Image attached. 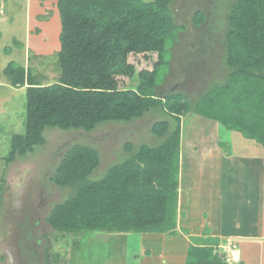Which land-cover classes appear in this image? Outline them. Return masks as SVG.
Masks as SVG:
<instances>
[{"label": "trees", "instance_id": "16d2710c", "mask_svg": "<svg viewBox=\"0 0 264 264\" xmlns=\"http://www.w3.org/2000/svg\"><path fill=\"white\" fill-rule=\"evenodd\" d=\"M174 1L57 0V80L40 84L13 61L3 68L11 86L25 89L24 132L11 137L8 161L44 145L47 128L91 132L105 122L140 119L151 109L168 117L150 125L160 143H125V158L98 176V149L69 145L48 177L67 190L44 218L49 228L67 234L176 233L182 119L188 113L258 140L264 158V0H230L221 60L228 83L207 88L194 101L156 91L164 65L167 70L169 44L185 28L173 17ZM204 20L197 10L194 25ZM184 264L232 263L211 246L191 245Z\"/></svg>", "mask_w": 264, "mask_h": 264}, {"label": "rangeland", "instance_id": "374dc122", "mask_svg": "<svg viewBox=\"0 0 264 264\" xmlns=\"http://www.w3.org/2000/svg\"><path fill=\"white\" fill-rule=\"evenodd\" d=\"M23 2L24 6L17 13L11 12L12 24L0 23V78L7 80L6 76H2V70L8 62L13 61L29 69L40 84L52 83L59 76V15L57 17L53 13L50 17L48 14L49 10L54 12L52 4L55 0H46L44 6L42 2L39 4L30 0L31 8L29 0ZM229 2H173V17L185 28L169 44L167 70L164 65L161 70L163 77L156 89L159 96L179 92L194 101L201 98L207 88L215 89L228 83V74L221 60ZM23 7L29 9L25 11ZM44 10L46 13H43ZM197 10H202L206 16V20L198 26L193 23ZM11 87H0V264H183L184 258L173 256L186 249L182 230L164 236L106 231L67 234L49 228L44 220L53 205L67 197V190L54 186L48 177L69 145L82 143L98 149L100 165L94 172V176H98L110 164L125 158V143L133 146L141 143L155 146L160 143V138L151 133L150 125L168 119L167 115L159 109H151L140 119L128 123L105 122L91 132L47 128L44 131V145L36 146L32 153L15 156L8 161L11 137L24 132L25 117V89L21 86ZM231 88L233 90L235 86ZM196 126L203 129V142L208 143L209 137L210 140L216 138V142L224 140L228 143L223 146L225 150L233 148L235 152L252 153L259 150L263 156V145L258 140L242 139L239 131H228L221 123L198 118L193 113L186 114L182 119L185 141L197 137V130H193ZM214 127H218V130ZM227 168L225 171L221 169L219 175L229 180L233 171L232 167L231 170ZM198 170L194 169L189 175V182L198 176ZM238 174L241 176V171ZM232 210L221 214L224 227L229 226L235 218ZM187 236L191 244L194 238ZM216 254L228 262L227 254L220 250Z\"/></svg>", "mask_w": 264, "mask_h": 264}, {"label": "crops", "instance_id": "0c3cea01", "mask_svg": "<svg viewBox=\"0 0 264 264\" xmlns=\"http://www.w3.org/2000/svg\"><path fill=\"white\" fill-rule=\"evenodd\" d=\"M45 1L35 0V3L42 2L44 6ZM22 2L23 0H0V23L12 24L11 12L17 13L24 3ZM30 3L32 4L29 0V8H31ZM52 6H54V12L49 10L48 14L51 17L55 13L58 17L56 0ZM23 8L25 11L29 9ZM43 13L46 11L44 10ZM50 17L47 19L49 20ZM1 36L2 29L0 28ZM7 80L0 78V87L11 89L10 82ZM1 99L2 97L0 101ZM215 129L217 131L218 127ZM193 130H197V137L185 141L184 136L179 150L176 231H184L186 249L173 256L184 258L185 262L187 248L197 245L211 246L213 253L216 254V251L220 250L227 254L228 258L231 255L230 250L234 247L238 251V259L228 260L229 263L264 264V158L262 154L259 150L254 153L235 152L233 148L225 150L223 146L228 143L224 140L220 145L221 142H216V138L210 140L209 137L208 144L201 141L203 129L196 126ZM221 131L226 133L223 129ZM231 147L230 145L229 148ZM226 167L229 170L232 167L233 171L229 180L219 175L226 170ZM196 168H199L198 176L189 182L188 177ZM203 171L206 175H203ZM239 171H241V176L238 174ZM208 172H210L209 175ZM230 210H232L231 213H235V218L231 220L229 226L224 227L221 214L229 213ZM147 234L165 235L162 233ZM187 235L194 238L191 244L188 243Z\"/></svg>", "mask_w": 264, "mask_h": 264}, {"label": "built area", "instance_id": "2783aa9c", "mask_svg": "<svg viewBox=\"0 0 264 264\" xmlns=\"http://www.w3.org/2000/svg\"><path fill=\"white\" fill-rule=\"evenodd\" d=\"M231 246V245H230ZM231 249V248H230ZM231 251V255H230V257L232 258V259H230V257H226L227 258V260H231V261H235V260H237L238 259V251L233 247V249L232 250H230Z\"/></svg>", "mask_w": 264, "mask_h": 264}, {"label": "flooded vegetation", "instance_id": "af4514ba", "mask_svg": "<svg viewBox=\"0 0 264 264\" xmlns=\"http://www.w3.org/2000/svg\"><path fill=\"white\" fill-rule=\"evenodd\" d=\"M205 20H206V16H205Z\"/></svg>", "mask_w": 264, "mask_h": 264}]
</instances>
